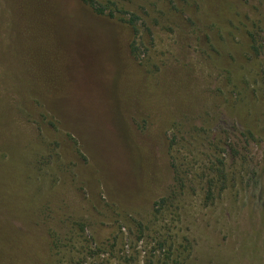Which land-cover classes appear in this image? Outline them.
I'll return each mask as SVG.
<instances>
[{
  "label": "rangeland",
  "instance_id": "rangeland-1",
  "mask_svg": "<svg viewBox=\"0 0 264 264\" xmlns=\"http://www.w3.org/2000/svg\"><path fill=\"white\" fill-rule=\"evenodd\" d=\"M0 264H264V0H0Z\"/></svg>",
  "mask_w": 264,
  "mask_h": 264
},
{
  "label": "trees",
  "instance_id": "trees-1",
  "mask_svg": "<svg viewBox=\"0 0 264 264\" xmlns=\"http://www.w3.org/2000/svg\"><path fill=\"white\" fill-rule=\"evenodd\" d=\"M96 11L98 13H103V9L100 8H96ZM256 43V42H255ZM256 50H259V46H256L255 48ZM173 168H174V182L173 185L171 186L172 188V195H168L164 198H161L160 200L156 201L154 203V208L155 209H160V207L167 203L171 198L173 197H177L178 194L184 189V186L186 185V178L183 175V172L181 169H179L178 166H176V164H173ZM214 172L217 170H213ZM216 181L214 182L213 179L208 180L207 185H208V194L211 195L212 193V187L215 185ZM52 248L55 250L56 255H60L61 254V245H60V241L58 238L55 239V241L52 244Z\"/></svg>",
  "mask_w": 264,
  "mask_h": 264
}]
</instances>
